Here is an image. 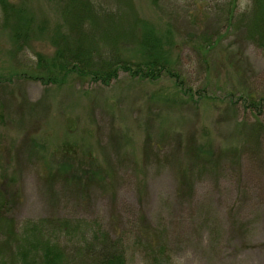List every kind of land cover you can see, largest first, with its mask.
<instances>
[{"label":"rangeland","instance_id":"1","mask_svg":"<svg viewBox=\"0 0 264 264\" xmlns=\"http://www.w3.org/2000/svg\"><path fill=\"white\" fill-rule=\"evenodd\" d=\"M93 2L113 11L99 13L95 38L129 34L114 49L126 60L140 61L144 23L166 49L171 38L183 85L124 71L109 85L38 80V55L50 63L51 39L69 33L68 1L9 0L43 24L22 51L0 6V160L20 197L8 216L22 231L52 219L101 227L126 264H149L150 240L172 264H264V53L217 22L215 0ZM234 3L238 15L250 0ZM206 31L221 38L212 51ZM0 264L21 263L0 250Z\"/></svg>","mask_w":264,"mask_h":264},{"label":"trees","instance_id":"2","mask_svg":"<svg viewBox=\"0 0 264 264\" xmlns=\"http://www.w3.org/2000/svg\"><path fill=\"white\" fill-rule=\"evenodd\" d=\"M67 1L69 33L59 32L51 39L56 57L50 63L38 55V68L46 75L38 80L44 81L46 78L48 82L56 84L60 78L64 81L76 75L81 79L90 78L109 85L118 78L120 71H124L132 77L151 81L167 75L174 79L178 88L183 85L170 57L169 49H172L173 44L171 38L168 41L170 48L166 49L163 38L144 23L145 33L137 45L140 61L126 60L114 49L121 40L128 41L129 34L116 33L112 37L107 33L101 38H95L96 32L100 36L99 13L110 14L112 9L103 6V10L98 11L93 0ZM198 1L211 5V0ZM215 1L208 12L215 14L217 22L223 23L227 30L243 33L247 42L264 53V0H250L246 10L238 15L234 0ZM0 6L4 14L3 27L11 31L19 51L24 50L32 39V30L40 32L43 24L40 27L35 25L26 8L11 4L9 0H0ZM43 23L46 28V21ZM136 24L139 26L143 23L136 21L134 26ZM204 35L202 39L208 50L212 51L220 44V35H211L207 31ZM101 42L112 44L111 54L101 51ZM59 174L66 181L65 174ZM14 178V175L10 177L7 174V167L0 160V188L4 189V192L0 190V237L6 240L3 241L5 246H1L2 252L8 251L21 264H126L125 251L120 242L111 240L101 227L82 228L80 224L60 219L25 222L23 231L16 227L14 220L8 216L20 202L17 194L11 195L13 193L9 192ZM60 237L70 238L69 244L61 245ZM145 252L149 264H172L158 241H148Z\"/></svg>","mask_w":264,"mask_h":264}]
</instances>
